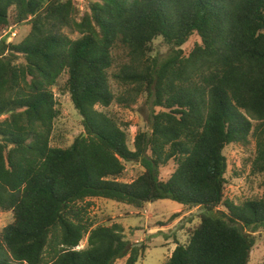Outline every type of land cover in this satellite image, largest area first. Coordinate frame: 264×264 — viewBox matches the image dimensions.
Here are the masks:
<instances>
[{
	"label": "trees",
	"instance_id": "obj_1",
	"mask_svg": "<svg viewBox=\"0 0 264 264\" xmlns=\"http://www.w3.org/2000/svg\"><path fill=\"white\" fill-rule=\"evenodd\" d=\"M87 1L82 14L79 0H0V32L30 28L18 44L0 41V212L14 214L0 264H137L147 247L132 246L120 224H98L93 200L202 208L164 264H249L264 194L226 199L225 150L256 144L252 174L264 190V0ZM159 39L165 59L153 56ZM65 76L85 133L59 148L54 88ZM143 97L152 129L132 150L129 126L106 110ZM138 162L145 172L122 182Z\"/></svg>",
	"mask_w": 264,
	"mask_h": 264
},
{
	"label": "rangeland",
	"instance_id": "obj_2",
	"mask_svg": "<svg viewBox=\"0 0 264 264\" xmlns=\"http://www.w3.org/2000/svg\"><path fill=\"white\" fill-rule=\"evenodd\" d=\"M78 3V2H77ZM87 0H79L78 6L85 14ZM29 26L24 24L0 32V41L7 39L12 44L22 42L29 34ZM200 42L194 36L184 46L185 54H189L194 46ZM170 53V48L163 44L162 39L155 42L153 56L165 59ZM66 76L54 88L61 115L55 123L52 142L55 147L68 148L74 141L85 133L83 118L76 110L71 95L65 88ZM143 97L134 109H123L113 105L107 112L117 116L124 124L129 126L130 147L134 150V141L138 132L152 129L150 120L152 109L145 104ZM5 117L0 118V121ZM256 144L230 145L225 150L228 159V172L226 186V199L236 205L248 199L260 198L264 194L262 178L252 174V161L255 157ZM174 161L163 168L160 177L167 181L175 172ZM145 172L142 164L126 163V171L122 182L132 183ZM91 215L98 224H120L125 230V236L132 246H146L147 252L137 264H164L172 256L178 245H185L190 237V230L200 223L202 208H187L170 200H163L147 204L144 209L138 210L133 206L120 204L107 200H93ZM14 222L13 212H0V235ZM258 243L251 253L249 264H264V231L257 235ZM87 246V239L81 248ZM117 264H125L124 260Z\"/></svg>",
	"mask_w": 264,
	"mask_h": 264
}]
</instances>
